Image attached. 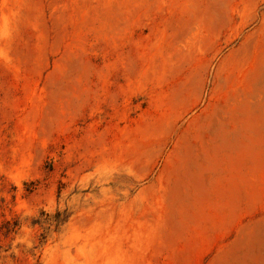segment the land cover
I'll return each instance as SVG.
<instances>
[{
    "label": "rangeland",
    "instance_id": "374dc122",
    "mask_svg": "<svg viewBox=\"0 0 264 264\" xmlns=\"http://www.w3.org/2000/svg\"><path fill=\"white\" fill-rule=\"evenodd\" d=\"M0 264H264V0H0Z\"/></svg>",
    "mask_w": 264,
    "mask_h": 264
}]
</instances>
